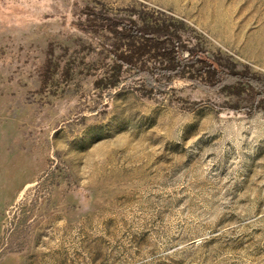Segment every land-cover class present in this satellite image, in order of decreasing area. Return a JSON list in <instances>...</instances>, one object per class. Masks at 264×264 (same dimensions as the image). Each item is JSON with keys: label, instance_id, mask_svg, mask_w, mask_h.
<instances>
[{"label": "rangeland", "instance_id": "374dc122", "mask_svg": "<svg viewBox=\"0 0 264 264\" xmlns=\"http://www.w3.org/2000/svg\"><path fill=\"white\" fill-rule=\"evenodd\" d=\"M130 18L264 82V0H0V264H264V109L109 84Z\"/></svg>", "mask_w": 264, "mask_h": 264}, {"label": "trees", "instance_id": "16d2710c", "mask_svg": "<svg viewBox=\"0 0 264 264\" xmlns=\"http://www.w3.org/2000/svg\"><path fill=\"white\" fill-rule=\"evenodd\" d=\"M183 23L166 19H154L142 25L135 19L115 24V63L112 72L105 77L109 84L116 85L122 76V68L134 70L142 77V86L150 91L164 90L166 82L173 77H187L203 85L222 82V88L232 93L249 91L254 108L264 109V82L258 76L246 72H226L218 69L216 60L207 57L203 50L189 47L182 36ZM119 51V52H118ZM221 77V79H219Z\"/></svg>", "mask_w": 264, "mask_h": 264}]
</instances>
